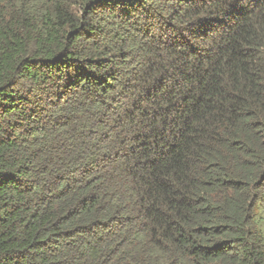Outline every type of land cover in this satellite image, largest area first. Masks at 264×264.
Segmentation results:
<instances>
[{"label":"trees","instance_id":"trees-1","mask_svg":"<svg viewBox=\"0 0 264 264\" xmlns=\"http://www.w3.org/2000/svg\"><path fill=\"white\" fill-rule=\"evenodd\" d=\"M0 264H264V0H0Z\"/></svg>","mask_w":264,"mask_h":264}]
</instances>
